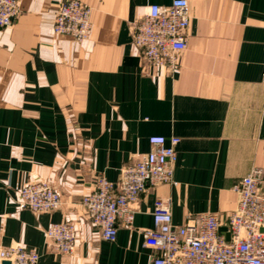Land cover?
Listing matches in <instances>:
<instances>
[{"label":"crops","instance_id":"crops-1","mask_svg":"<svg viewBox=\"0 0 264 264\" xmlns=\"http://www.w3.org/2000/svg\"><path fill=\"white\" fill-rule=\"evenodd\" d=\"M19 1L18 18L0 29V247L35 249L39 264H152L160 251L146 232L158 197L171 199L176 224L207 211L225 224L234 186L253 169L264 174V0H188L176 70L147 62L133 40L150 5L173 0H81L92 9L84 41L54 30L64 0ZM154 135L180 138L176 183L149 185L132 222L105 240L83 197L100 173L118 183ZM30 180L52 182L63 205L20 207ZM61 222L76 227L71 254L46 237Z\"/></svg>","mask_w":264,"mask_h":264},{"label":"built area","instance_id":"built-area-1","mask_svg":"<svg viewBox=\"0 0 264 264\" xmlns=\"http://www.w3.org/2000/svg\"><path fill=\"white\" fill-rule=\"evenodd\" d=\"M21 10L19 0H0V29L11 26ZM91 17L92 9L86 3L64 0L56 12L54 30L84 41L91 33ZM190 20L188 0H173L170 5L154 3L137 19L134 43L142 49L147 62L176 70L180 54L188 46ZM179 141L176 136H152L150 150L121 169L118 183L104 173L97 175L95 189L84 195L82 202L91 221L100 227L103 239L116 240L119 222H132L133 204L149 185L176 183ZM234 190L238 194L237 207L225 224L217 213L209 211L189 215L184 223L176 224L171 199L158 197L154 228L146 232L147 244L160 251L152 264H264V174L253 169ZM16 202L37 212L53 211L63 205L61 192L48 180L25 182ZM222 226L226 230H221ZM46 237L62 253L71 254L76 248L73 223H54L46 230ZM39 259L37 250L21 244L0 247V264H39Z\"/></svg>","mask_w":264,"mask_h":264},{"label":"water","instance_id":"water-1","mask_svg":"<svg viewBox=\"0 0 264 264\" xmlns=\"http://www.w3.org/2000/svg\"><path fill=\"white\" fill-rule=\"evenodd\" d=\"M221 230H226V227H225V226H222V227H221ZM227 238H228V239L230 238V235H229V234H227ZM5 263H6V264H10L9 261H5Z\"/></svg>","mask_w":264,"mask_h":264}]
</instances>
